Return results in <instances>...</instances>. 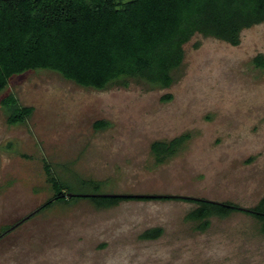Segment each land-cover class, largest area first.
Here are the masks:
<instances>
[{
	"label": "rangeland",
	"instance_id": "rangeland-1",
	"mask_svg": "<svg viewBox=\"0 0 264 264\" xmlns=\"http://www.w3.org/2000/svg\"><path fill=\"white\" fill-rule=\"evenodd\" d=\"M260 54L264 23L245 29L238 45L194 36L169 88L129 79L96 90L49 70L15 75L0 92V264H264V233L245 212L201 230L187 219L192 202L97 208L84 197L172 194L256 206L264 198ZM11 94L34 107L24 124L7 122L1 101ZM98 121L109 125L97 129ZM184 134L179 151L157 163L152 143ZM45 161L82 197L21 222L55 193ZM153 227L163 234L142 239Z\"/></svg>",
	"mask_w": 264,
	"mask_h": 264
},
{
	"label": "trees",
	"instance_id": "trees-1",
	"mask_svg": "<svg viewBox=\"0 0 264 264\" xmlns=\"http://www.w3.org/2000/svg\"><path fill=\"white\" fill-rule=\"evenodd\" d=\"M264 23V0H0V92L15 75L49 70L75 84L104 90L113 84L140 80L169 88L185 59V45L198 34L238 45L245 29ZM264 68V55L255 60ZM168 95L165 99H171ZM10 125L24 124L34 107L11 94L1 101ZM109 122L98 121L97 129ZM190 134L151 145L157 163L173 157ZM55 193L22 221L56 203L76 197L45 161ZM97 208H111L132 200H184L196 204L187 219L206 230L213 217L245 212L264 233V198L252 208L237 203L172 194L110 193L85 195ZM15 227V226H14ZM14 227H10L11 231ZM4 232V233H6ZM147 229L142 239L163 234ZM3 234L0 235V238Z\"/></svg>",
	"mask_w": 264,
	"mask_h": 264
},
{
	"label": "water",
	"instance_id": "water-1",
	"mask_svg": "<svg viewBox=\"0 0 264 264\" xmlns=\"http://www.w3.org/2000/svg\"><path fill=\"white\" fill-rule=\"evenodd\" d=\"M74 194H72V193H69V195H68V197L70 198V197H72ZM76 195V194H75Z\"/></svg>",
	"mask_w": 264,
	"mask_h": 264
}]
</instances>
